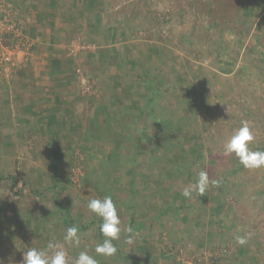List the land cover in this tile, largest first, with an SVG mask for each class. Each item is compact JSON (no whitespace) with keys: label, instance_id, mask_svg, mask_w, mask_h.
<instances>
[{"label":"rangeland","instance_id":"1","mask_svg":"<svg viewBox=\"0 0 264 264\" xmlns=\"http://www.w3.org/2000/svg\"><path fill=\"white\" fill-rule=\"evenodd\" d=\"M47 1L40 11L57 15L40 21L34 40L26 20L35 16L0 0L17 11L29 45L13 42L12 62H0V264H22L49 242L70 261L86 251L99 264H264V168L223 155L242 121L255 137L250 149L264 151V0H98L100 24L80 0ZM29 89L41 111L68 97V108H55L63 125L16 107V93L22 107ZM149 102L155 125L135 152L142 124L123 122L119 109ZM201 170L210 177L203 196ZM105 196L121 228L133 229L113 241L111 257L95 253L102 219L86 207ZM69 222L79 247L64 242Z\"/></svg>","mask_w":264,"mask_h":264},{"label":"clouds","instance_id":"2","mask_svg":"<svg viewBox=\"0 0 264 264\" xmlns=\"http://www.w3.org/2000/svg\"><path fill=\"white\" fill-rule=\"evenodd\" d=\"M254 139L255 137L249 122L242 121L241 126L235 129L233 134L224 143L223 155L234 156L240 165L249 170L264 168V151H253L249 147ZM209 183V173L201 170L195 184L197 193L203 196L209 187ZM182 195L185 198H191L192 189L185 188ZM86 207L90 212L102 219L100 232L104 240L103 243L96 245L95 253L104 257L115 255L117 247L113 244V241L120 239L122 231H127L131 234L133 232L132 227L128 226L126 229L121 228L118 210L111 196H105L103 199H90ZM249 237L250 234L237 236V245H246ZM64 242L70 246L79 247L80 235L77 226L67 228L64 235ZM128 242L131 243L130 238ZM49 252H51L50 255ZM22 264H99V261L86 251L79 252L78 256L70 261L63 245H56L49 242L48 250L30 248L27 252H24Z\"/></svg>","mask_w":264,"mask_h":264},{"label":"crops","instance_id":"3","mask_svg":"<svg viewBox=\"0 0 264 264\" xmlns=\"http://www.w3.org/2000/svg\"><path fill=\"white\" fill-rule=\"evenodd\" d=\"M10 1L21 4V7L24 6V10L26 11V13H28L31 16L32 15L35 16V18L32 17V18H34L32 21H31V19L30 20H26L29 23V25H30L28 28H26V30L28 29L27 32H28L29 37L31 39H34V40H37L36 38L41 35V34L38 33V28L40 27L39 25H41V23H42L40 21H42V19H45L44 17H48V16L52 17L54 15H57V11H51L50 10L52 6H51V4L48 3L47 0H44V2H40V0H31L29 3H28V0H10ZM26 3H28V4L26 5ZM80 6H81V8H84V4L80 3ZM44 7H49L50 9L45 10V11H40L41 10L40 8H44ZM60 20L62 21L63 19H60ZM60 20H58V21H60ZM28 23H27V25H28ZM32 23H34V24H32ZM37 23H40V24H37ZM58 35L59 34L56 33V31L54 33L51 32V34L49 35L48 38L50 39V37L52 36V40L54 41V39H59ZM52 45H53V47L56 46L54 43ZM57 45L61 46L60 43H58ZM52 61H54V60H52ZM53 64H57V63L54 62ZM28 91L29 92L27 94L29 96H28L27 99H24V102L26 104H24L22 106L23 108L21 107L22 104L20 103V101H22L21 100L22 98L18 97V95H19L18 93H16L17 97L15 98L17 100L16 103L18 102L16 107H18V109L21 110L22 113L24 112V115L26 114L25 112L30 113L31 109H34L33 112L37 110V113L34 112V116H36L38 113L41 114V115H37L39 120H40V118H42V119H44V121H48V122L49 121H54L56 123H59V125H63V122H62L63 118H61L62 114H60L58 112H59V109H61V108H64V107L68 108L69 107V105H68L69 102H68V104L66 102V101H68V97H64L62 99H61V97H59L57 99L52 97L51 99H49V105L47 106V108H45L43 111H41V108L39 107V101H42V100L40 98L38 99V97L35 96L37 94L36 93V89H34V90H30L29 89ZM30 91H31V93H30ZM50 91L53 93L54 92L53 89H51V90L48 89L49 95H53V94H51ZM59 96H61V95H59ZM43 103L41 104V106L45 105ZM26 108L27 109L30 108V109L29 110H25ZM55 108H58V110H57L58 112L57 113H55L56 112ZM45 112H50V113H45ZM58 114H60V115H58ZM45 117H47V118H45ZM19 119H23V118H19ZM29 120H26V121L28 122ZM21 121L23 122V120H21ZM89 123L93 124V125L96 124V122H94L93 119L89 120ZM73 126H77V125L73 124Z\"/></svg>","mask_w":264,"mask_h":264},{"label":"trees","instance_id":"4","mask_svg":"<svg viewBox=\"0 0 264 264\" xmlns=\"http://www.w3.org/2000/svg\"><path fill=\"white\" fill-rule=\"evenodd\" d=\"M96 1L99 2L98 0H80V2L84 4V7H85L84 11L88 12L89 14L94 12L96 14L95 19L100 24L101 23V16H100L101 14L99 12H97V11H92V10H94L93 2H96ZM151 102H152V99H151ZM151 102H149V104H148V105H150L149 108H148V106H146V108L143 111L140 109V110H135V112H134L133 111L134 109L124 105V103H122L121 108L119 109V111H120L119 112V117H120L121 120H123V122L130 120V118H132V119L134 118L135 119L134 124L137 123V122L142 124V126H138V128L140 130H139V133L137 134V136L134 138V141L136 142V145H135L136 147H135V150H134L135 152H138V149L140 148V144L142 142H145V136H146V133L148 131V128H152L155 125V123L151 121L152 114L154 112V107L152 106ZM25 113H27V112H25ZM123 122H121V123H123ZM123 125L126 126V123H124ZM173 137L174 136H171V138H170L171 141L173 140ZM108 141H110V140H108ZM136 148H137V150H136ZM135 159H132L131 161H130V159L127 160V161H130L131 168L135 167L137 164L140 163V158H137V160H135ZM150 159H151V161L156 162L151 157H150ZM173 159H175V158H173ZM173 159H172V161L176 162ZM157 161H158V158H157ZM142 168H145V166H143ZM174 171H175L177 176L183 174V172L181 170L177 169V170H174ZM131 183H132L131 184L132 189H135L136 187L134 188V184H135L134 180H132ZM172 203L173 204L170 205V207L172 206L171 209H173L174 211H179L181 209V205H177V202L174 201ZM68 226L71 227L70 222L68 223Z\"/></svg>","mask_w":264,"mask_h":264},{"label":"built area","instance_id":"5","mask_svg":"<svg viewBox=\"0 0 264 264\" xmlns=\"http://www.w3.org/2000/svg\"><path fill=\"white\" fill-rule=\"evenodd\" d=\"M17 11L0 2V62L9 65L12 62L13 42L16 48L20 45L29 47L21 30L17 27ZM25 39V41H24Z\"/></svg>","mask_w":264,"mask_h":264}]
</instances>
